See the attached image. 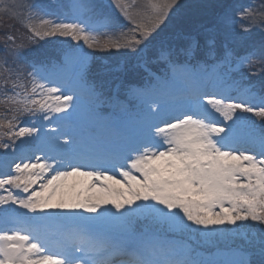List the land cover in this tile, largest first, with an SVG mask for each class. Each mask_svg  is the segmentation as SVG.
Instances as JSON below:
<instances>
[{
	"label": "snow or ice",
	"instance_id": "6c2138e0",
	"mask_svg": "<svg viewBox=\"0 0 264 264\" xmlns=\"http://www.w3.org/2000/svg\"><path fill=\"white\" fill-rule=\"evenodd\" d=\"M70 7L57 15L36 0H0V149L8 159L17 141L48 148L20 156L0 173V207L22 210L0 215V264H252L253 256L264 264V95L251 85L237 97L228 95L232 72L242 79L264 73V42L235 63L226 48L219 63L228 71L212 82L218 90L208 93L200 90L207 72L196 59L200 44L185 35L179 49L161 54L171 64V84L158 78L151 88L172 101L176 87L184 99L149 102L136 122L134 144L113 151L62 138L59 125L77 97L50 78L35 49L60 37L76 45L65 52L66 62L87 57L84 47L139 55L153 40H163L181 0H76ZM245 18L249 23H240ZM224 21L243 33L264 31V10L240 5L223 13ZM179 25L178 19L173 27ZM205 43L206 55L214 56L215 36ZM173 55L196 62L178 65ZM129 93L149 94L136 87ZM244 114L261 118L260 125ZM136 216L151 219L154 230L136 233ZM249 223L257 226L251 233ZM165 229L195 230L202 237L228 233L244 244L235 249L239 258L198 260L195 249L169 243L161 235Z\"/></svg>",
	"mask_w": 264,
	"mask_h": 264
},
{
	"label": "rangeland",
	"instance_id": "374dc122",
	"mask_svg": "<svg viewBox=\"0 0 264 264\" xmlns=\"http://www.w3.org/2000/svg\"><path fill=\"white\" fill-rule=\"evenodd\" d=\"M83 2H90V3H99L100 0H83ZM106 2V0H105ZM188 5V4H186ZM259 8L260 10H264V0H259ZM67 6L69 7V5L67 4ZM205 11H210L209 8H205L204 9ZM205 13V12H204ZM206 16H207V13H205ZM178 18H180L179 20H182L183 19V15H182V11L180 10L179 14L177 15ZM177 19V18H176ZM178 20V19H177ZM237 31H239L238 29V25L237 26H230L229 29H228V33L227 34V39H231L233 36H235V34L237 33ZM237 42V41H236ZM80 72H83V67H80L78 68H71V67H68L67 70L65 72H56L55 74V77H56V81L60 84H63V82L66 80V78L69 76L70 73H73L74 77H75V80L73 82V86L70 88L69 92L73 93L74 95L76 96H80L79 98H81L82 100L80 101H77L76 103H74V108L70 111V114L68 116L67 119H70L72 118L73 120H81L82 119V115L85 114V109L84 107L82 106V104H80L81 101L83 100H86L89 98V94H87V91H86V88L85 87H81V85L78 84V80H79V77L81 75ZM218 78H216L213 82L217 81ZM80 81H82L81 77H80ZM211 87L213 88L212 91H216L217 89H215L213 87V83H211ZM209 92V93H211ZM234 97H237V96H234ZM85 116V115H84ZM55 123V122H54ZM132 126L135 128V120L132 122ZM44 132H47V131H42V134ZM22 147V149L20 150L19 147ZM37 146H42V144H38V143H25L23 145H21V143H19V146L18 148H16L15 150V156H13V150H9L8 153H7V157L8 159L12 157V162H9L8 163V159H5V152L4 150H2L0 152V173H2L3 171L6 170V165L7 166H10V165H13L14 163L16 162H19V159L16 160V158H19L21 155H18V153H24L25 156H30L33 154V148L37 147ZM17 156V157H16ZM122 180V178H120ZM106 207H110V206H106ZM16 211H22V210H19V209H16ZM114 211V210H113ZM216 211H219V209H216ZM141 219H145L144 217L142 216H136V217H133L132 218V222H131V225L133 226L134 224H136V221H140ZM185 223H188L187 221H185ZM192 227L193 229H195V226H190ZM257 227V226H256ZM145 231H150L149 228H147V230ZM187 232V231H186ZM230 235L228 233H224L223 235H218V236H213V237H210L211 239H217V242H223V241H226L227 240V236ZM232 237V235H230ZM235 241L233 240L232 243H234ZM226 243V242H225ZM172 245H174L175 247H177L178 249L179 248H183V249H188L187 247V243L181 239H176V240H173V242L171 243ZM239 246H241L240 244V241L235 243ZM225 248H229V250L226 252V251H221V250H218V251H215L213 252L212 254H206L204 256V258L206 260H223V259H230V258H239L238 254L235 253V250H232L228 244H225L224 245ZM237 248V247H236ZM225 250V249H224ZM197 255V254H196ZM196 258V257H195ZM252 263L253 264H256V261L254 259V256L252 258Z\"/></svg>",
	"mask_w": 264,
	"mask_h": 264
},
{
	"label": "trees",
	"instance_id": "16d2710c",
	"mask_svg": "<svg viewBox=\"0 0 264 264\" xmlns=\"http://www.w3.org/2000/svg\"><path fill=\"white\" fill-rule=\"evenodd\" d=\"M189 2H192V0H186L185 2L181 1L182 7L180 10L182 11L183 19L180 20V25L177 28V27H173V25L176 24L177 19H180V18H178L177 15H173L172 17H170L171 23L165 29L164 33H162L163 38L168 37V36H170V37L178 36V35H180L178 33L185 32V31H187V29L191 30L192 26H194L197 22L205 20V19L208 20L207 23L212 24V22H214L213 20H214L215 16H218V14L215 13V8H213L212 6L210 9V12L208 11L209 14L207 16L206 15H199L198 16V15H196L195 10L197 8H199V11H200L201 8L205 7V5H202L201 3H200L201 5L199 7H196L194 4L186 5ZM184 3H185V5H183ZM235 9H236V7H234L233 10H235ZM219 17H220V15H219ZM213 24H215V22ZM252 38H253L252 42H253V44H255V46L264 42V35L262 33H259L257 35H253ZM159 39H161V38L158 37L157 39H155L153 41H157Z\"/></svg>",
	"mask_w": 264,
	"mask_h": 264
}]
</instances>
